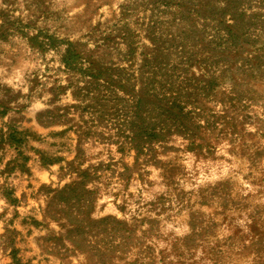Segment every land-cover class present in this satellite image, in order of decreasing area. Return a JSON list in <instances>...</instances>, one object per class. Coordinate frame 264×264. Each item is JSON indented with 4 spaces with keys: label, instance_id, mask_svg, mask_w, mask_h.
I'll return each mask as SVG.
<instances>
[{
    "label": "rangeland",
    "instance_id": "rangeland-1",
    "mask_svg": "<svg viewBox=\"0 0 264 264\" xmlns=\"http://www.w3.org/2000/svg\"><path fill=\"white\" fill-rule=\"evenodd\" d=\"M0 264H264V0H0Z\"/></svg>",
    "mask_w": 264,
    "mask_h": 264
},
{
    "label": "trees",
    "instance_id": "trees-1",
    "mask_svg": "<svg viewBox=\"0 0 264 264\" xmlns=\"http://www.w3.org/2000/svg\"><path fill=\"white\" fill-rule=\"evenodd\" d=\"M63 193H65V190H61V191H59V192H58V195H62ZM73 233H74V234H75V233H76V234H80V233H81V230L77 229V230H75Z\"/></svg>",
    "mask_w": 264,
    "mask_h": 264
}]
</instances>
